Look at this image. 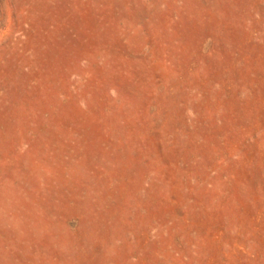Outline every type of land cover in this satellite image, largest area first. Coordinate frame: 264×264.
<instances>
[{"label": "rangeland", "instance_id": "1", "mask_svg": "<svg viewBox=\"0 0 264 264\" xmlns=\"http://www.w3.org/2000/svg\"><path fill=\"white\" fill-rule=\"evenodd\" d=\"M0 264H264V0H0Z\"/></svg>", "mask_w": 264, "mask_h": 264}]
</instances>
